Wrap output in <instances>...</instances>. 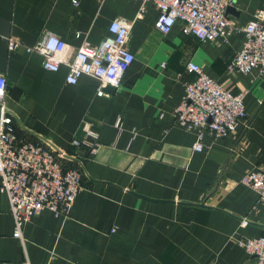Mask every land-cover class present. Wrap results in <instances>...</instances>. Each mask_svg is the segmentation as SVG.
<instances>
[{"label": "crops", "instance_id": "0c3cea01", "mask_svg": "<svg viewBox=\"0 0 264 264\" xmlns=\"http://www.w3.org/2000/svg\"><path fill=\"white\" fill-rule=\"evenodd\" d=\"M139 7L138 0H0V73L13 131L61 150L69 157L62 163L82 173L68 216L41 210L24 225L23 240L12 235L0 191V264H255L234 239L264 237V201L240 181L264 165V75L226 71L241 31L200 41L175 24L162 35L152 3L140 16ZM231 7L230 19L242 25L264 0ZM116 17L130 24L133 60L108 96L96 94L95 77L69 84L65 65L46 70L42 56L24 48L49 32L72 56L83 43L98 44ZM8 37L22 45L9 49ZM187 61L233 93L247 89L245 120L225 137L205 133L200 151L191 148L194 131L171 118L194 77ZM85 126L97 133L94 152L71 144L85 139Z\"/></svg>", "mask_w": 264, "mask_h": 264}, {"label": "built area", "instance_id": "2783aa9c", "mask_svg": "<svg viewBox=\"0 0 264 264\" xmlns=\"http://www.w3.org/2000/svg\"><path fill=\"white\" fill-rule=\"evenodd\" d=\"M138 1V16L143 12L145 2L152 3L157 11L154 28L162 35L169 33L175 24L181 34L192 35L200 41L227 38L233 31H241L240 48L227 63L226 71L246 74L256 69L264 75L263 9H257L251 19L239 25L226 12L234 0ZM129 28V22L116 17L108 24L107 34L98 44L83 43L72 56L65 41L49 32L44 33L36 44L24 48L40 54L42 67L46 70L56 72L60 65H65V81L69 84H75L82 75L95 77L99 81L96 94L108 96L105 87H118L122 74L133 60L127 48ZM7 42L9 49L22 45L12 37H8ZM185 70L194 77L184 82L183 94L172 109L171 118L175 126L194 131L191 148L200 151L205 133L213 139L225 137L234 133L245 120L243 97L247 89L236 93L229 91L192 61L186 62ZM6 85L5 75L0 73V191L8 200L13 220L12 235L23 240L24 225L41 210L68 216L82 187V173L79 167H66L62 163L69 157L61 150L51 149L45 142L34 143L17 137L6 104ZM115 123H118L117 119ZM85 135L84 140H72L71 144L81 148L82 153L94 152L98 146L97 133L85 126ZM240 181L256 193L259 201H264V165L247 171ZM246 223L247 219L241 218L238 226ZM234 242L255 258V264H264L263 236L237 237Z\"/></svg>", "mask_w": 264, "mask_h": 264}, {"label": "water", "instance_id": "95a60500", "mask_svg": "<svg viewBox=\"0 0 264 264\" xmlns=\"http://www.w3.org/2000/svg\"><path fill=\"white\" fill-rule=\"evenodd\" d=\"M231 10H232V7L231 6H229V7L226 8V12H231ZM105 89L108 90V91L115 90V88L112 87V86H110V85L106 86Z\"/></svg>", "mask_w": 264, "mask_h": 264}]
</instances>
